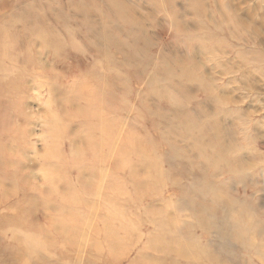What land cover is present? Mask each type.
Wrapping results in <instances>:
<instances>
[{
    "label": "bare ground",
    "instance_id": "obj_1",
    "mask_svg": "<svg viewBox=\"0 0 264 264\" xmlns=\"http://www.w3.org/2000/svg\"><path fill=\"white\" fill-rule=\"evenodd\" d=\"M13 25L4 22L0 25V83L4 84V94L9 99L5 105L16 108V112L21 110L22 102L15 94L23 90V81L30 71L54 80L49 83L54 90L49 105L54 102L58 111L48 118L50 144L46 159L49 175L47 185L42 189L46 204L54 211L45 225L33 217L37 197L28 192L30 184L23 181L17 151V144L24 139L23 122L14 118L9 120L0 110V201H13L16 206L12 216L0 215V255L18 251L15 259L23 255L36 259L39 251L44 250L59 257L63 264H85L82 255H72L80 248L88 259L92 253L105 257L102 264H112L126 255L132 243L139 241L144 224L148 227L145 237L149 246L161 251V255L150 260L148 254L139 249L137 258L129 264L136 261L177 264L180 258L185 259V264H223L215 260L216 256L207 245L189 242L192 239L200 241L192 225L203 232L215 231L218 239L221 238L218 242L221 247L225 246L227 237H232L239 247L256 250L264 256V243L261 245L264 221L256 214L253 201L246 193L232 192L237 183H242L244 190L247 170L257 165L251 158V148L248 149L250 154L246 151V145L255 135L239 136L245 127L242 121L236 120L233 127L224 123L226 111L219 107L228 101V97L221 98L211 89L212 83L205 75L193 72L196 62H189L191 69L184 66L178 73L164 68L158 74L160 76L153 79L147 92L151 90L157 94L154 103L163 98L174 106V110L184 109V114L171 118L168 113H162V117L151 119L147 109H128L130 106L127 108L126 101L117 99L118 71L114 69L109 76L99 77V57L87 61L85 41H78L67 28L58 32L48 25L42 26L45 30L40 26L17 28ZM174 25L185 29L178 21ZM38 43L40 50L36 48ZM44 52L53 54L59 63L45 65L40 59ZM196 79L204 92L211 95L212 109L209 107V111L204 104V107L197 105V111L193 112L181 101L182 95L192 101L189 83ZM99 107L115 113L114 124L107 123L104 115L99 119V114H94L99 113ZM214 109L218 110V115ZM73 120L78 122L71 127L69 123ZM121 120L141 124L146 134V125H154L156 120L160 136L147 144L137 133L128 134L129 144L124 143L121 155H117L125 127L124 124L118 126L117 130L123 131L121 137L114 133V126ZM100 121L103 128L99 127ZM161 143L168 146L165 155L168 164L165 166L156 149ZM101 165L104 169L99 185ZM170 187L181 189L183 201L197 218L196 224L193 222L185 229L189 240L183 234L173 232L172 197L164 199L162 203L167 202L166 206H157L154 200H148ZM190 188L201 200L189 195ZM99 191L102 192L101 204ZM86 222L87 232L81 236V228ZM125 222L128 225H124ZM42 262L49 264L47 259Z\"/></svg>",
    "mask_w": 264,
    "mask_h": 264
},
{
    "label": "rangeland",
    "instance_id": "obj_2",
    "mask_svg": "<svg viewBox=\"0 0 264 264\" xmlns=\"http://www.w3.org/2000/svg\"><path fill=\"white\" fill-rule=\"evenodd\" d=\"M86 14H89L88 19L84 20ZM176 21L183 23L185 29L176 27ZM3 22L14 24L17 28L40 26L44 29L42 26L48 25L58 32L67 28L78 41H85L87 61L99 57V77L109 76L114 69L118 71V80L115 81V90L119 91L117 99L123 103L126 101L127 108L130 106L128 109H147L149 116L145 115L146 118L157 119L162 117V113H168L171 118L184 114V109L174 110V106L171 107L170 102L163 98L156 100L155 104L154 97L157 94L151 90L147 92V87L156 76H160L158 74L164 68L178 73L184 66L191 69L189 62H196L193 72L205 75V79L212 83L211 89L221 98L228 97V101L219 107L226 111L224 123L233 127L236 120L242 121L245 127L239 132V136L255 135L254 140L251 139L246 145V151L253 153L251 158L257 165L254 169L251 167L247 170L244 190L242 183H237L232 192L246 193L253 201L256 214L261 215V220L264 221V0H0V25ZM36 48L40 50L41 45L38 43ZM40 57L47 66L59 63V59L50 52H44ZM38 74L30 71L23 81V90L20 89L15 94L22 102L19 112L15 111L16 108L5 105L9 99L4 94V84L0 83V110L9 120L14 118L23 122L21 128L24 139L17 144L23 181L30 184L28 192L37 197V205L32 209L33 217L45 225L54 211L53 207L46 204L42 193L49 175L46 159L50 144L47 139L48 118L58 109L54 107L53 101L49 105L54 92L49 83L54 80ZM185 76H188L183 75L188 80L189 77L187 79ZM58 82L60 84L61 81ZM189 84L192 86V101L181 96V101L188 106L186 109L195 112L197 105L204 107V104L208 107L207 111L212 109L211 95L200 87V81L196 79ZM195 86L200 90L196 91ZM55 91L59 94L58 90ZM172 93L179 94L177 91ZM214 110L218 115V110ZM237 111L240 112L239 115ZM211 112L214 113L213 110ZM94 114H99V119L104 115L109 124H114V118L117 117L113 111L104 107H99V113ZM77 122L73 120L69 125L73 127ZM123 124L124 138L119 140L121 144L116 150L117 155H121L124 143H128V134L131 136L137 133L139 139L143 138L147 144H152L151 140L160 136V126L156 120L154 125H146L147 134L142 130L141 124L121 120L114 126L116 136L120 134L122 137L123 131L117 129ZM99 127H104L102 121ZM156 149L161 156L159 160L163 158V166L167 165V144H158ZM101 166L99 185L104 169ZM219 176L224 178L223 175ZM162 191L148 200H154L157 206H166L164 204L167 202H162L165 198L172 197L173 232L181 233L189 240L185 229L197 222L191 207L183 201L184 195L180 188L170 187ZM189 195L201 200L193 188H190ZM100 197L102 192L99 191V204L102 202ZM15 207L13 201H0V215L12 216V212L16 213ZM87 225L88 222L81 228V236L87 232ZM124 225L128 223L125 222ZM192 227L199 234L200 241L192 239L189 242L192 245L198 242L207 245L209 251L216 256L215 260L220 263L264 264L263 253L239 247L234 238L227 237L225 246L221 247L218 243L221 238L218 239L215 231L207 233L195 225ZM147 232L148 227L142 224L139 241L132 243L126 255L112 264H129L135 261L139 249L145 251L150 260L155 259V255H161V251L149 246L145 237ZM261 237L262 245L264 236L261 234ZM5 254L0 255V264H45L42 261L46 259L49 264H63L59 257L44 250L39 251L36 259L31 255L15 259L18 251ZM78 254L84 257L85 264H102L105 260V257L92 253L88 255V259L80 248L72 252L73 256ZM185 263V259L180 258L177 264ZM133 264L144 263L136 261Z\"/></svg>",
    "mask_w": 264,
    "mask_h": 264
}]
</instances>
